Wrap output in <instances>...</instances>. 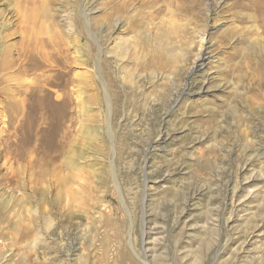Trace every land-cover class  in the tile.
<instances>
[{
  "label": "rangeland",
  "instance_id": "rangeland-1",
  "mask_svg": "<svg viewBox=\"0 0 264 264\" xmlns=\"http://www.w3.org/2000/svg\"><path fill=\"white\" fill-rule=\"evenodd\" d=\"M121 1L0 0V264H264V0Z\"/></svg>",
  "mask_w": 264,
  "mask_h": 264
},
{
  "label": "bare ground",
  "instance_id": "bare-ground-1",
  "mask_svg": "<svg viewBox=\"0 0 264 264\" xmlns=\"http://www.w3.org/2000/svg\"><path fill=\"white\" fill-rule=\"evenodd\" d=\"M132 4V0H125V1H121L119 4H117L118 6V9H121V8H129L130 5ZM116 23H118L117 27H120V24H119V20H116ZM36 90H33V92H35Z\"/></svg>",
  "mask_w": 264,
  "mask_h": 264
}]
</instances>
